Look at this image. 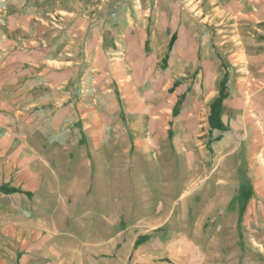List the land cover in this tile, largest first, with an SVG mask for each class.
Returning <instances> with one entry per match:
<instances>
[{
  "label": "crops",
  "instance_id": "1",
  "mask_svg": "<svg viewBox=\"0 0 264 264\" xmlns=\"http://www.w3.org/2000/svg\"><path fill=\"white\" fill-rule=\"evenodd\" d=\"M122 7L177 9L153 21L138 11L121 15ZM148 32L165 40L159 96L133 67L125 75L119 56L125 50L132 63ZM171 39L172 68L164 62ZM171 70L183 93L179 133L203 136L216 155L206 179L218 180L217 152L232 154L226 160L235 171L244 163V176L230 180L252 188L227 215L241 221L251 248L241 264H264V0H0V264H201L199 247L180 235L198 229L185 222L191 165L179 164L171 195L153 170L91 171L116 165H107L108 151L170 148L161 139L175 101ZM119 101L132 109L125 133ZM128 135L132 143H124ZM144 135L151 142L138 140ZM241 151L243 160L231 162ZM122 182L130 184L123 195ZM159 198L165 209L156 207ZM170 230L181 237L163 234ZM233 253L223 264H239Z\"/></svg>",
  "mask_w": 264,
  "mask_h": 264
},
{
  "label": "rangeland",
  "instance_id": "2",
  "mask_svg": "<svg viewBox=\"0 0 264 264\" xmlns=\"http://www.w3.org/2000/svg\"><path fill=\"white\" fill-rule=\"evenodd\" d=\"M113 8H108V10L111 11ZM170 9L169 13L172 15V12L176 11L177 7H153V8H139L137 9L138 13H144V16L148 15L150 17H153V21H155V17H160L161 15H164V12L166 10ZM191 12V9L188 8ZM133 8L131 11L129 8L122 7L121 13L120 11L116 10V13H120L121 15H124L125 13H129L131 16L135 15L137 11ZM130 11V12H127ZM189 11H187V14ZM192 19V18H191ZM161 20V19H160ZM159 20V21H160ZM154 23L152 22L151 29L154 27ZM160 31V30H159ZM149 38L145 41V50H137V47L135 48L136 53L133 55L135 60L133 59L130 63L129 58L127 57V52L125 50L122 51L121 55H124L125 58L122 59V65L126 66L125 75L132 74L134 72L135 78L141 79H147L148 83L150 84V87L148 88L151 90L152 93H154L156 96H159V93L161 91V88L158 87L156 84V79H159V76L162 73H165V71L162 67V64L160 63L162 58V38H160V35L158 38L153 39L152 35H150V32H148ZM141 43V42H140ZM139 41L137 42V45H140ZM171 44L172 39L170 40V54H168L169 50L167 48L164 56V62L167 65V59L170 60L171 68L173 62V56H172V50H171ZM165 49L167 46H163ZM117 56V55H116ZM144 62L141 64V62ZM138 61V65L135 64V62ZM126 64V65H125ZM143 64H147L146 70L143 67ZM160 65V66H159ZM165 65V66H166ZM154 68L152 70L151 74H147V72L150 70V67ZM164 66V67H165ZM131 67H133L135 70L133 72L131 71ZM141 67V68H140ZM124 68V67H123ZM173 70L170 71V77H171V86L169 88L170 97L175 100L173 101V104H171V121L168 129L166 130L165 137L163 140L161 139L162 143H169V149L167 150H155V151H142L136 148V146L133 148H130L126 151H108L106 154L107 165L111 163H115L116 165L111 168H108V166L103 167L102 165H96V167L92 166V174H100L104 171H107L106 173L109 174H117L122 176H129L134 174H140L147 173V170L151 171L153 170V174L159 176L160 174L163 175L165 178L164 181V192L169 193L170 195L173 194L172 188L174 187L176 181V177L178 174V166L183 164V161L186 162L187 166L191 165L190 173L188 172V169L186 167V173H187V182H186V192H185V200L187 202L186 205V219L185 222L187 223V226H190V224H195L198 229H187L185 232H182L180 235H185L189 239L190 246H196L199 247L200 255L197 256V258H200L201 264H213V261H216L218 264H223L226 262L229 257H231V250L233 249V256L235 259V256H239V264L242 263V258L245 256L244 253H246V249L248 248L245 246L244 241V235L242 232V226L241 221L238 220V218L229 217L227 215V212L232 208L241 209L246 201L247 198L245 195H247L252 188L251 183L243 182L244 184H238L237 182L231 181L230 179L232 176L237 177L244 176L245 174V167L244 163L242 162L241 165H239L237 171H235V165L227 163V157H231L232 154H226V155H220L221 152H217V161H218V167L216 169L218 180L216 183H210L208 181L207 176L209 175L211 168L209 166L210 161L216 157L214 155L213 151L209 149L208 147V141H199L200 138H203V136H195V134H187L184 136H181L179 133V130L177 129V118L176 113L178 111V103L180 100H178V97L183 99V93L182 95H178V86L177 81H172L173 78ZM124 77V76H123ZM156 83V84H155ZM148 84V85H149ZM153 84V85H152ZM147 89L146 87H143V90ZM187 90H189V87H187ZM175 97V98H174ZM179 101V102H178ZM118 105V112L121 116V123L120 129H123V132L125 133V130H128L129 124H131V107H129V104L119 101L116 103ZM188 106V105H187ZM129 137V139H128ZM125 136L124 143H132V137L128 135ZM137 138V137H136ZM185 138V140H184ZM197 138V139H196ZM146 140L147 142H151V137L147 139V137L141 136L138 137V140ZM150 139V140H149ZM135 140V137H134ZM186 144V146L195 148V150H186L181 151L177 150V146L181 143ZM198 142V144H197ZM201 144V149H199V145ZM138 150V151H137ZM235 158L233 161L234 164H237L238 159L243 160V152H234ZM233 154V155H234ZM99 157V155H98ZM105 157V156H104ZM103 158V157H101ZM113 160V162H111ZM103 161V160H102ZM96 163L98 161H95ZM180 164V165H179ZM153 165L155 167H153ZM194 165H196L195 168ZM158 166V167H157ZM153 167V168H151ZM163 169V171H162ZM109 172V173H108ZM151 173V172H149ZM238 178V177H237ZM189 179H195L193 182H188ZM236 179V178H235ZM126 181V179H124ZM129 181V180H127ZM121 194L124 193L127 189V187L130 186L128 182H122L121 184ZM127 186V187H126ZM240 186V187H239ZM108 191V188H107ZM238 192V193H237ZM212 193V197H210V194ZM237 193V194H236ZM184 194L181 192V195ZM234 194L235 196L231 201L229 202L228 196ZM125 201L126 203L130 202V198L128 195L122 198V201ZM184 200V199H182ZM156 207L161 208L166 206V200L164 199H157L156 200ZM229 202V203H228ZM257 205V204H256ZM169 206V205H168ZM165 209V207L163 208ZM176 213H174L173 221L176 222V219L178 217V212L175 209ZM232 219V220H229ZM123 220V219H122ZM171 221V222H173ZM163 231V230H162ZM163 234H169L172 236V239L178 238L179 233L178 231H169V232H163ZM181 237V236H180ZM176 240V239H175ZM180 244V243H179ZM251 249V248H248ZM190 258L188 259L190 262L197 263V258L194 257V255H189ZM168 260V259H167ZM174 261H178V258L173 257ZM194 262V263H195ZM176 264V263H175Z\"/></svg>",
  "mask_w": 264,
  "mask_h": 264
}]
</instances>
